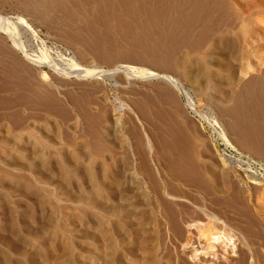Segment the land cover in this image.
I'll return each instance as SVG.
<instances>
[{
  "label": "rangeland",
  "instance_id": "obj_1",
  "mask_svg": "<svg viewBox=\"0 0 264 264\" xmlns=\"http://www.w3.org/2000/svg\"><path fill=\"white\" fill-rule=\"evenodd\" d=\"M212 1L214 2V6L216 5L214 8L216 11L214 10L213 13L211 11H205L207 7L210 8V5L208 4ZM23 2L24 4L22 5ZM233 5V0H0V13L9 16H16L17 14L22 16L26 15L25 17L30 19V24L33 25L38 33L32 34L29 30H25L26 32L24 31V34H21V39L24 41L27 40V43L31 42L29 44L33 46H38L40 40H43L42 42H44V46L50 48L49 50L53 55H55L56 52L64 53L65 48H68L71 51L70 55L73 54L77 65L80 64L79 66H86L89 68H92V65L94 64L102 68H107L114 66L115 64L122 63L135 67L142 66L148 69L159 71L161 73H169L173 78L180 81L184 90L187 91L186 93L180 94L175 88L168 86V84L159 79L146 81L138 77H129L128 80V77L125 76L124 73H117L112 79L109 80L96 77L81 79L75 75L62 77L53 73V71L47 67H42L49 72L50 79H41V95H36V105L37 102L42 101L40 103L42 104L41 115L39 114L35 118L31 117V114L29 113L30 100L27 98V116H25L27 118L20 116L23 113L24 107L22 106L14 107L16 109L19 108L18 115L11 113V110L14 108H10V117L8 116L0 118V251H5L7 255H9L7 260L0 259V264L1 262H3L2 264H6L5 262L8 260L12 264L14 262V264H46L47 262L48 264H102L101 262H103L102 259L105 256V252L101 253L102 250L104 251V247L102 245L103 243L100 233L101 230L104 229L102 227L104 225L102 221V212H99L98 204L100 203H98V201L100 199L98 198L99 200H95L93 197V199L90 198L91 200L84 199V201H82L79 198V191H83L82 189L86 190L88 188L87 185L92 183L91 181L93 180L95 181H93V184L89 186V190L87 189L86 191H90V189L93 190L92 188H94V190L96 188V191L100 190L101 187L100 184L98 185V182L99 179H102L103 173L109 171V173L113 174L115 172L114 170L117 168V161L123 156L122 148H118L112 144L104 143V140L99 138L101 136H110L112 132H115L116 134L119 132L118 136L122 139L127 137L129 134L131 135L132 125L130 124L131 121L129 120V116L133 118L135 124L140 128V125L138 124L137 120H135L132 111L128 110L127 108H120V110L119 107H117L119 106V102H124L136 109L137 107H135V104L137 105V103L141 101L140 103L149 109V116L146 115V119L148 121L150 120L148 132L152 138L155 139L154 143L157 145L156 148L158 152L160 154H166L167 156H170L172 162L175 160L173 162L172 170L167 168L166 172L169 171L170 174L172 173L176 176L185 173L188 175V173H190L189 177L191 178L189 179L192 180L189 181V183L192 186L189 187L191 189V194L188 196L191 199L194 198L193 196L198 195L196 190L198 183H200L199 174L204 173L206 171V167H209L211 168L210 170L214 171L217 175L224 173L227 178L225 179L227 181L230 180L227 182L228 186H230L228 188L230 189L228 190L230 197L234 199L237 197L236 194L240 192V195L244 199V203L250 206V210L253 211V213L256 211L255 207L260 205V210L257 212L259 215H257L256 212L254 214L257 216L259 221H261V227L264 228V198H262L264 195V190H262L264 189V92L262 91V89L264 90V83H262V89L259 87L255 89L251 88L254 85L248 86V81L251 76L264 73V64L259 65L261 62L260 60L264 61V54H260V59L256 60L258 58L246 59V57L244 58L242 56L236 59L235 57L232 58L230 53H228V43L230 40H233V38L237 37L238 34H236V31L239 30L238 27L235 28L233 26L232 28L228 25L230 19L232 18L231 12L235 10V6ZM193 7L197 8L198 10L200 9V19H198V23H193L192 21V16H195V14L192 15V10H194ZM249 11L259 23V28L264 30V0H256L253 4V9ZM200 12L203 14V16L205 15V12H207L204 16L205 18H201L202 15ZM210 14H212V16ZM224 25L226 27H224ZM15 29L17 28L15 27ZM28 32L31 34H28ZM0 34L2 36L3 43L7 41L9 46L7 55L3 52L0 54L1 76L3 79L5 78L4 72L8 75V87H11V85L14 84V81L11 80L10 75L16 76L21 82L20 84L23 85L25 83L23 89L27 90L29 78H24L21 69L19 71L17 61L21 63L24 62L23 65L26 67L29 66L32 68V71L40 72L41 68L33 66L28 61L23 60L22 53L19 51H14L10 47L11 42L9 39L4 34ZM215 34L216 37L218 36L217 40L214 36ZM23 35L25 36V39L23 38ZM227 37L229 41L225 40ZM231 37L232 39H230ZM220 39L222 43L224 41V43H227L225 45L224 43L222 44L219 41ZM243 59L246 60L242 62ZM247 60H250L249 63L251 62L253 69L249 70L248 73L244 75L238 72L236 69L238 66L240 67L241 64H244ZM237 64L238 66H236ZM114 81H117L115 85H113ZM166 87L167 90L169 89V92L163 93V96L162 93L160 95L161 89H166ZM52 91L54 94H51ZM166 94L169 96H166ZM39 96H42L43 99L41 97L42 100H40ZM53 96L55 98H53ZM44 98L46 100H44ZM115 98H118V100ZM37 99L39 101H37ZM47 99L49 101H47ZM189 99L193 102L194 108L215 114L220 126L227 134L230 145L226 142L227 139L224 142L219 137L218 133L206 121L201 120L194 115L188 104ZM58 100L60 105L57 104ZM151 101H153V103ZM62 103H64V105ZM50 104H55L56 106L54 107L55 110H53L51 113L48 112ZM2 106H5V102L4 99L0 98V112H6L7 109L2 108ZM60 106H62L63 109H61L62 107L59 109ZM77 108L79 109L78 112L76 111ZM64 109L65 112L69 113L66 116L65 114L67 113L64 112ZM58 112L59 114L63 115L59 116ZM153 112L154 114L152 115ZM164 116L166 118H164ZM21 122L22 124H20ZM168 123L171 125H168ZM26 124H28V126ZM82 128L85 129L84 132L88 130V134L84 133V135H82L80 133V130L83 131ZM27 132H33V136H42V140H46L45 137L48 136V138H50L49 140H52L55 143H53V146L50 147V143L47 142V145L49 146H47L46 149H43L44 152L37 150V148L35 149L32 144L33 151L32 149H29L31 152L29 155V159L31 160V162L29 160V167L26 165L24 166V156H21L24 155L23 147L21 146L23 145L27 147L25 144H23V142H25L23 135H26L25 133ZM9 136L12 137L9 138ZM33 136H31V139L28 140V146H30V141L33 142L36 138V136L34 138ZM131 136H133V134ZM59 138L61 140H59ZM45 140L43 143L46 144ZM101 141L102 143H100ZM17 145H19V149ZM214 146L216 147V150ZM84 147L85 150L83 149V152L89 153H87V159L83 158L84 156H76L75 153L77 152V149L80 148L82 151V148ZM58 148H60V150H64L65 154L69 155V158L71 157V159L78 164V167H81V169L84 171L87 170V175L89 176H85L87 181L91 180L90 183L82 184L83 182H81L79 179L81 178L82 173L76 169L73 170V165H67L61 161L60 154L58 153L60 150ZM74 148H76L75 151ZM20 149L22 152L21 155L19 154ZM185 150L186 152H184ZM173 151L175 152V155ZM194 151L195 153H193ZM202 155L203 158H201ZM222 155L228 158V160L231 162L230 165L228 164L225 166V164L222 163L220 160ZM17 158L19 160H17ZM47 158L50 160V162L54 163L53 166L57 169V171H54V169L50 167L49 161L46 162ZM78 159H81L82 161L80 162ZM6 161H8L9 164ZM36 161H39L38 164L33 163ZM85 161H87L89 164ZM91 162L93 164H91ZM112 162L115 165L112 164ZM238 162L242 164L241 168L237 167V164L235 165V163ZM60 163H62L63 166ZM66 165L69 167L67 168ZM86 165L89 166L86 167ZM110 165L111 167H109ZM112 165H114V168H112ZM196 165H198V167H196ZM70 166H72V169ZM90 166L91 168H89ZM191 167L192 172H190ZM200 168L204 171L200 170L198 173ZM126 171H124L125 175L123 174L124 176L122 180L127 181L126 175L129 171ZM53 174H55V177L49 180L50 175ZM195 174L197 176H195ZM246 174L252 177L255 176L261 184L259 183L258 185L257 183H251L249 181L250 177L246 178ZM60 176L63 177L61 178ZM195 177L198 178L195 179ZM58 180L61 182V184L58 182ZM71 183L72 185L73 183L74 185L76 184V186L78 184L80 189L78 186V190L77 188L75 189L74 187L76 186L74 185L73 188H69L72 186ZM98 187L100 188L98 189ZM234 188L236 189L237 193ZM72 190L73 192H71ZM215 199L216 198L213 200L212 197L207 196V199L203 202L206 205V208L208 210L210 209L212 212L215 211V213L219 212V215H221L224 219H227L228 217L231 219L232 213H224L222 209L220 210L219 205H216V203H218V199ZM193 200H196V198ZM197 204H199V202H197ZM216 208H219L220 211ZM193 209L194 206L193 208L191 206V210ZM32 213L33 215H36H34L36 218L34 221L29 217V215ZM90 216H94L95 218ZM93 219L95 220L96 225H94ZM99 219L101 223H99L100 221L97 223ZM198 220L204 221V219L201 218H198ZM21 221H23V223H21ZM24 222L26 223L24 224ZM183 224H185V222H181V225L185 229V233H188V229H186L188 227L186 226L185 228V225ZM131 227L133 230H131ZM131 227V234H134L131 235L127 233V235L124 237L125 240L123 239L125 243L122 241V244L121 242L122 245H118L117 247L116 244H120L119 241L114 244L121 250L114 247L113 243L115 242L113 240H115V237L111 234L109 235L111 240L113 239L110 247L113 246L114 249L113 247H111V249L113 251L116 249V254L119 252L123 253L121 256H123L122 258L124 259L122 260L121 258L120 261L122 264H138L137 262H139V260L144 261L147 257L144 256L145 254L140 253L142 249H148V253L150 252L152 255L151 259L155 263L158 261L160 256L163 258L160 259L162 260V264H222L224 261V259L220 257L221 253L219 251L218 254L220 255H218V257H213L214 259H211V257L202 259L201 257L200 261L193 262L190 257L193 252L192 247L183 248L180 246L179 241L174 239L170 241L168 238H166L165 234V239L161 237L159 239L160 243L162 242L161 246L160 244H157L159 248L157 251H159L157 252L154 250L153 252L151 251L153 249H149V247L151 248L152 245L156 247V243L159 242V236L155 239H152L151 241L153 243L150 241V243H148L150 246L147 244V247L142 240L145 236L142 235L139 237L140 234L136 235L135 232L136 226L132 225ZM29 229H32V232L36 231L35 233H37L36 235L38 236L32 237L31 235H28V232L30 231ZM162 229H164L166 233V226H163ZM164 231H162V233ZM9 236L14 237L13 239L9 240ZM19 238L20 240L18 241ZM91 238L93 239L91 240ZM263 239L264 237L259 240L256 238L255 240L253 239L254 241L251 240V242H257V245L255 244L256 246L252 242L251 248L252 250L257 248L259 254L261 255L259 264L264 263ZM260 240H262V242ZM14 241L19 244V247L22 245V248L15 247L12 249L14 246L12 243H15ZM258 241L260 242L258 243ZM136 242L140 243L139 248L142 249H137ZM258 244L261 246L259 247ZM196 245L197 243H195L194 246ZM236 245L237 254L241 255L244 250H247L246 246L239 241L236 242ZM94 246L96 247L93 248ZM132 246L135 247L133 248ZM36 247L42 251H50V248H52V252H50V256L52 258L47 260L45 259L46 261L36 258L32 259V257H34L32 252L30 253L31 255H24L26 253L25 251L28 250L27 253H29ZM13 250H16L17 252ZM151 252H153V254ZM177 252L183 256L185 260H189V263L177 262L175 257ZM95 253L96 255H94ZM155 255L158 256H156L157 260L156 257L154 259ZM50 256H46V258H50ZM99 256H103V258ZM141 256H143L142 260L140 259ZM30 257L32 260H28ZM113 257L111 256V258ZM232 257L233 256H228L229 259ZM111 258L110 264H117V262ZM235 259H237V257L232 258V260H234L233 262H235ZM70 260H73L72 263H70ZM17 261L21 263H18ZM39 261L41 263H39ZM120 262L118 264H121ZM139 264H143V262H140Z\"/></svg>",
  "mask_w": 264,
  "mask_h": 264
},
{
  "label": "bare ground",
  "instance_id": "obj_2",
  "mask_svg": "<svg viewBox=\"0 0 264 264\" xmlns=\"http://www.w3.org/2000/svg\"><path fill=\"white\" fill-rule=\"evenodd\" d=\"M223 1V0H222ZM227 1V0H226ZM234 1V5L235 6V10L233 12H231V16L232 18L230 19V22L228 23L229 27L233 26L236 28L238 27V31H236L237 37L233 38V40L225 39L227 41H229V51L228 53H230L231 57H235L240 58L242 57H246V59L248 58H258L256 60H259L260 54H264V30L260 29L258 26V22L255 19V17H253L250 13L249 10L253 9V4L255 3L256 0H233ZM260 1V0H259ZM165 3V2H164ZM196 4V2H195ZM198 4V3H197ZM224 4V3H223ZM262 4V3H261ZM208 5H210V8L207 7L205 11H211L213 13V11L216 9L214 6V2L212 1L211 3H209ZM196 6V5H193ZM202 6V5H201ZM258 6V5H257ZM199 7V6H196ZM210 10H209V9ZM194 10H192L193 14H195V16L193 17V23L196 22L198 23V19H200L199 17V10L197 8H194ZM205 9V8H204ZM198 10V12H197ZM196 11V12H195ZM255 11V10H253ZM207 12H205L206 15ZM163 14V13H162ZM201 14V12H200ZM202 15V16H201ZM201 18H203V14H201ZM208 15V14H207ZM212 16V14H210ZM218 15V14H217ZM216 15V17H217ZM223 15V14H221ZM163 16V15H162ZM229 16V15H228ZM219 17V16H218ZM230 17V16H229ZM157 18V17H156ZM191 18V17H190ZM205 18V17H204ZM209 19V18H207ZM214 19V18H213ZM211 19V20H213ZM190 20V21H191ZM205 20V19H203ZM215 20V19H214ZM213 20V21H214ZM198 21V22H197ZM202 21V20H201ZM187 22V21H186ZM213 23V22H212ZM236 25V26H235ZM15 27L17 29H15ZM224 27H226L224 25ZM21 28V29H20ZM25 30H29L32 34H36L38 33L35 28L33 27L32 24H30V21L27 17L22 16L20 14H17L16 16H9V15H4L3 13H0V32L4 33L5 36L8 37L9 41L11 42V45L17 49L20 53H22L23 55V59H25L26 61H28L30 64H32L33 66L36 67H40V72L38 73V76L40 77V79L43 80H49L50 79V74L47 70L43 69L42 67H47L48 69L52 70L53 73L60 75L62 77H69L72 75H75L79 78H84V79H88V78H105V79H112L114 77L115 74L117 73H124L125 76L128 77H138L142 80H156L159 79L161 81H163L164 83L168 84V86H172L173 88H175L180 94L182 93H186L187 91L184 90L182 83L180 81H178L177 79L173 78L169 73H161L159 71H155L153 69H148L145 67H135V66H131V65H126V64H122V63H118L115 64L114 66L111 67H107V68H102L98 65H92V68L90 67H86V66H79L77 65L75 58L73 56V54L70 55V50L68 48H65L64 53H57L55 55L52 54V52L49 50L50 48H48L47 46H44V42H42L40 40V43L38 44V46L36 45H31L29 43H27V40L24 41L21 39V34H24ZM220 30V29H219ZM234 30V29H233ZM232 30V31H233ZM221 31V30H220ZM227 31V30H226ZM26 32V31H25ZM28 32V34L30 33ZM217 32V30H216ZM238 32V33H237ZM30 33V34H31ZM215 33V32H214ZM222 35V34H221ZM24 36V35H23ZM30 36V35H29ZM216 37V34L214 35ZM227 36V35H226ZM230 36V35H229ZM232 36V35H231ZM38 37V35H37ZM223 37V35H222ZM235 37V36H234ZM25 39V36L23 37ZM28 38V37H27ZM39 38V37H38ZM209 38V37H208ZM220 38V37H219ZM225 38V36H224ZM218 39V36L216 37V40ZM232 39V37L230 38ZM212 40V38H211ZM31 41V40H30ZM214 41V40H213ZM221 43V39L219 40ZM216 42V41H215ZM219 42V43H220ZM225 42V41H224ZM223 42V43H224ZM222 43V44H223ZM227 43V42H226ZM224 43V45L226 44ZM211 45V44H210ZM214 45V44H213ZM223 46V45H222ZM212 47V45H211ZM212 49V48H211ZM210 51V50H209ZM217 51V50H216ZM212 52V51H210ZM207 53V52H206ZM214 53V52H213ZM227 55V53H226ZM245 59V60H246ZM243 59L242 62L245 61ZM250 61V60H249ZM249 61L247 60L244 64H241L240 67L238 66V64L236 66H238V68L236 69L238 72H240L241 74L246 75L248 73L249 70L253 69V65L251 64V62L249 63ZM254 61V60H253ZM261 62L259 63V65L264 64L263 60H260ZM175 62V61H174ZM217 62V61H216ZM241 62V61H240ZM257 62V61H256ZM14 63V62H13ZM240 64V63H239ZM89 66V65H88ZM26 69V68H25ZM226 70V69H225ZM260 70V69H259ZM23 71V70H21ZM52 73V74H53ZM237 73V72H236ZM28 75V74H27ZM234 75V74H233ZM13 76V75H12ZM213 76V74H212ZM8 77V76H7ZM37 77V76H36ZM126 78V77H125ZM6 79V78H5ZM29 79H31L29 77ZM36 80V79H35ZM38 80V79H37ZM36 80V81H37ZM114 80V79H113ZM112 80V81H113ZM206 80V79H205ZM210 80V79H208ZM214 81V80H213ZM230 81V80H229ZM38 82V81H37ZM109 82V81H108ZM117 81H114L113 85L116 84ZM207 82V81H206ZM212 82V81H211ZM259 82V81H258ZM110 83V82H109ZM231 83V82H230ZM29 84V83H28ZM36 84V82H35ZM45 84V83H44ZM206 84V83H205ZM16 85V84H15ZM38 85V84H36ZM165 85V84H164ZM6 86V85H5ZM14 86V85H13ZM18 86V84H17ZM7 87V86H6ZM37 87V86H36ZM49 87V86H48ZM218 87V86H217ZM20 87H18L19 89ZM27 88V87H26ZM263 88V87H262ZM9 89V88H8ZM11 89V88H10ZM32 89V88H31ZM1 90V89H0ZM29 90V89H28ZM33 90V89H32ZM3 91V90H2ZM1 91V92H2ZM38 91V90H37ZM43 91V90H42ZM30 92V91H29ZM135 92V91H134ZM157 92V91H156ZM169 89L167 90L163 88L161 89L160 95L162 93H168ZM33 95V91L30 92ZM38 93V92H37ZM43 93V92H42ZM45 93V92H44ZM50 93V91H49ZM48 93V94H49ZM54 94V92L52 91L51 94ZM36 94V93H35ZM34 94V95H35ZM28 95V93H27ZM26 95V96H27ZM50 95V94H49ZM48 95V96H49ZM165 95V94H164ZM17 96V95H16ZM15 96V97H16ZM30 96V94H29ZM47 96V93H46ZM52 96V95H51ZM161 96V97H162ZM166 96H169L168 94H166ZM38 97V96H37ZM42 96H39V99H41ZM45 97V96H44ZM165 97V96H164ZM30 100V97H28ZM36 98V97H35ZM46 98V97H45ZM44 98V100H46ZM53 98H55L53 96ZM26 99V98H25ZM34 99V98H33ZM57 99V98H56ZM118 100V98H115ZM161 99V98H160ZM19 100V99H18ZM61 100V99H60ZM141 100V99H140ZM12 101V100H11ZM26 101V100H25ZM24 101V102H25ZM35 101V99H34ZM34 101H32L34 103ZM37 101H39L37 99ZM47 101H49L47 99ZM54 101V100H53ZM154 101V100H153ZM153 101H151L153 103ZM18 102V101H17ZM42 101L37 102L36 105V101H35V108L32 109L31 117L35 118L37 115H41V110L42 107L40 104ZM57 102V101H56ZM69 102V101H68ZM88 102V101H87ZM119 102V101H118ZM141 102V101H140ZM138 102L137 105L135 104V107H137L136 109H134L133 107H131L130 105H127L124 102H119V109H128L130 111H132L135 120H137L138 124L140 125L137 126L135 124V122L133 121V118L129 116V120L131 121V135L133 134V136H131L130 134L125 137V138H120L118 136V133L116 134L115 132L112 134H110V136H99V139L104 140V143H108V144H112L118 148H122L123 149V156L121 157V159H119L117 162V168L116 170H114L115 172L109 173V171H106L105 173H103L102 179H99L98 185L100 184V187H98V189L100 188V190L96 191L97 189L92 188L93 190L90 189V191H86L89 186H91V184H93V181H91L92 183H90V181L86 180V176L87 175V170L84 171L81 169V167H78V164L75 163L71 157L69 158V155L65 154L64 150H60V148H58L57 150L59 151L58 153L60 154V159L64 164L67 165H73V170L76 169L79 172L82 173L81 178H79L81 180V182H83L82 184H87L90 183L88 186V188L82 189L83 191H79V198L80 200L84 201V199H89L90 198L93 199V197L95 198V200H99L98 204L99 205V212H102V221H103V225L102 226L104 229H100L101 230V238H102V245L104 247V251L102 250L101 253L105 252V256L103 258V256H99L101 258H103V262H101L102 264H110V258L111 256L114 259L115 262H117V264L121 261V258L123 256L122 252H119L116 254L117 250L119 249L117 248L118 245H122L124 240H125V236L128 234H131V230H133V228L131 227L132 225L136 226L135 228V232L136 235H139V237H141L142 235L145 236L143 240V243L147 246L148 243H150V241L152 239H155L159 236L158 241L161 238L165 239L168 238V240H176L179 241L180 246L183 248H187V247H192V254H191V260H193V262H197L200 261V258L202 257V259L204 258H209L211 257V259H214L213 257L220 255L218 254V252L220 251L221 253V258L224 259V261L222 262V264H259L260 259H261V255L259 254L258 249L256 248L255 250H252V242L255 240V238L257 240L262 239V237H264V228L261 227V221H259V219L257 218V216L254 214L256 212H259L260 210V205H258V207H255L254 213L253 211H251L250 206L246 205L244 203V199L243 197L240 195V192L237 193L236 189L234 188V190L236 191V198H232L229 196L228 194V189L230 186H228L229 181H227L226 176L224 175V173L217 175L214 171L210 170L211 168L206 167V171L204 173H202V171H204L203 169H199L198 173L201 171L202 174H199L200 176V183H198V187L196 192L198 193L197 196H193L194 198H196V200L191 199L188 195H190V191L191 189L189 187H191L192 185L189 183V181H191L192 179H189L191 177H189L188 175L185 174H180V175H173L172 173L170 174L169 171L166 172V169H170L172 170L173 168V162L175 160H173V162L171 161V157L167 156L166 154H160L156 148L157 145H155L154 143V138H152V136L149 134L148 132V125H149V121L146 119V115H148L149 113V109L146 106H143L142 103ZM156 102V101H155ZM15 103V102H14ZM49 103V102H48ZM165 103V102H164ZM25 104V103H24ZM46 104V103H45ZM58 105H60L59 100H58ZM56 104V105H57ZM64 105V103H62ZM188 104L190 106V108L192 109V112L194 113V115L196 117H198L201 120L206 121L219 135V137L225 142V140L227 139V143L230 145V142L228 141L229 139L227 138V134L226 132L223 130V128L220 126V123L218 121V119L216 118L215 114L213 113H208L202 110H198L196 108H194L193 106V102L189 99L188 100ZM43 105H44V101H43ZM48 105V104H47ZM46 105V106H47ZM57 105V106H58ZM239 105V104H238ZM33 106V105H31ZM34 107V106H33ZM55 104H50L49 108H48V112L51 113L53 112ZM62 106L59 107V109ZM85 107V106H84ZM116 107V109H117ZM149 107V106H148ZM170 107V106H169ZM71 108V107H70ZM164 108V107H163ZM31 109V108H30ZM44 109V108H43ZM58 109V108H57ZM63 109V107L61 108ZM69 109V108H67ZM76 109V108H75ZM157 109V107H156ZM78 108H77V112H78ZM121 110V109H120ZM153 111H155L154 109H152ZM244 110V109H243ZM258 110V109H257ZM63 111V110H61ZM70 111V110H69ZM158 111V109H157ZM246 111V110H245ZM57 112V111H56ZM65 112V109H64ZM161 112V111H160ZM67 113V112H65ZM82 113V112H81ZM156 113V112H155ZM17 114V113H16ZM27 114V113H26ZM59 114V112H58ZM69 113L65 114L68 115ZM71 114V113H70ZM74 114V113H73ZM154 114V112L152 113V115ZM160 114V113H159ZM158 114V115H159ZM171 114V113H170ZM242 114V113H241ZM43 115V114H42ZM61 114H59L60 116ZM63 115V114H62ZM61 115V116H62ZM163 115V114H162ZM262 115V114H261ZM27 116V115H25ZM58 116V115H57ZM86 116V115H85ZM258 116V115H257ZM30 117V116H29ZM40 117V116H39ZM174 117V116H172ZM235 117V116H234ZM255 117V116H254ZM27 118V117H25ZM38 118V117H37ZM164 118H166L164 116ZM170 118V117H168ZM176 118V117H175ZM259 118V117H258ZM23 119V118H22ZM25 120V119H24ZM162 120V119H161ZM160 120V121H161ZM32 121V120H31ZM30 121V122H31ZM35 121V120H34ZM76 121V120H75ZM129 121V122H130ZM52 122V120H51ZM78 122V121H77ZM134 122V123H133ZM162 122V121H161ZM167 122V121H166ZM175 122V121H174ZM179 122V121H178ZM186 122V121H185ZM190 122V121H189ZM29 123V121H28ZM34 123V122H33ZM67 123V122H65ZM151 123V122H150ZM155 123V122H154ZM22 124V122L20 123ZM25 124V123H24ZM45 124V123H44ZM164 124V122H163ZM28 126V124H26ZM34 125V124H33ZM168 125H171L168 123ZM167 125V126H168ZM187 125V124H186ZM26 126V127H27ZM159 126V124H158ZM157 126V127H158ZM174 126V125H173ZM32 127V126H31ZM36 127V126H35ZM162 127V126H161ZM180 127V125H179ZM95 128V127H94ZM160 128V127H159ZM244 128V127H243ZM7 129V128H6ZM40 129V128H39ZM75 129V128H74ZM82 130H80V133L82 135H84V133L86 134L87 131L84 132V128H82ZM30 130V129H29ZM64 130V129H63ZM115 130V129H114ZM128 130V129H127ZM169 130V129H168ZM7 131V130H6ZM43 131V130H42ZM117 131V130H116ZM35 132V131H34ZM55 132V131H54ZM69 132V131H68ZM76 132V131H75ZM79 132V131H78ZM179 132V131H178ZM45 133V132H44ZM47 133V132H46ZM60 133V132H59ZM151 133V132H150ZM165 133V132H164ZM176 133V132H175ZM26 135H23L21 137L24 138L23 144H25L27 147L25 146H21L23 147V153L24 155H21V149L19 154L21 156H24V161L25 164L24 166H28L29 164V155H30V150L32 149V144L33 147L39 151H43V149H46L47 146L50 145V147L53 146L54 141L49 140L50 138H48V136H46L45 134V143L44 140L41 139L40 136H33V132H27L25 133ZM29 134V135H28ZM49 134V132H48ZM65 134V133H64ZM75 134V133H74ZM88 134V133H87ZM167 134V133H166ZM180 134V133H179ZM12 135V134H11ZM15 135V134H14ZM50 135V134H49ZM78 135V134H76ZM112 135V136H111ZM185 135V134H184ZM29 136V137H27ZM33 136V138L36 136V138L34 139L33 142L30 141V146L28 143V140L31 139L30 137ZM62 136V135H61ZM75 136V135H74ZM73 136V137H74ZM87 136V135H85ZM90 136V135H89ZM177 136V135H175ZM182 136V135H181ZM180 136V137H181ZM12 136H9V138ZM82 137V136H81ZM80 137V138H81ZM165 137V136H164ZM189 137V136H187ZM5 138V137H4ZM52 138V137H51ZM62 138V137H60ZM59 138V140H61ZM78 138V137H76ZM175 138V137H173ZM179 138V137H177ZM201 138V137H200ZM17 139V138H16ZM27 139V140H26ZM86 139V138H85ZM162 139V138H161ZM13 140V139H12ZM42 140V141H41ZM55 140V139H53ZM67 140V139H66ZM84 140V138H83ZM174 140V139H173ZM172 140V141H173ZM184 140V138H183ZM190 140V138H189ZM188 140V141H189ZM56 141V140H55ZM77 141V140H76ZM161 141V140H160ZM177 141V140H175ZM192 141V140H191ZM47 142H49L50 144L47 145ZM64 142V141H63ZM167 142V141H165ZM3 143V142H2ZM20 143V142H19ZM59 143V142H58ZM61 143V142H60ZM102 143V141L100 142ZM99 143V144H100ZM14 144V143H13ZM43 144V145H40ZM55 144V143H54ZM64 144V143H63ZM75 144V143H74ZM57 145V144H56ZM60 145V144H59ZM79 145V144H77ZM84 145V144H83ZM101 145V144H100ZM169 145V144H167ZM177 145V144H176ZM183 145V144H182ZM188 145V144H187ZM198 145V144H197ZM261 145V144H260ZM92 146V145H91ZM90 146V147H91ZM196 146V145H195ZM212 146V145H211ZM14 147V146H13ZM18 149H19V145H17ZM73 147V146H72ZM87 147V146H86ZM103 147V146H102ZM106 147V146H105ZM112 147V146H111ZM177 147V146H176ZM175 147V148H176ZM180 147V146H179ZM187 147V146H186ZM68 148V147H67ZM108 148V147H107ZM167 148V147H166ZM215 150L216 147L214 146ZM10 149V148H9ZM34 149V150H35ZM64 149V148H63ZM66 149V148H65ZM76 148H74L75 151ZM85 150V147L82 148V151L79 149H77L75 152L76 156L80 155V156H84L83 158L87 159V153L83 152ZM105 149V148H104ZM117 149V148H116ZM180 149V148H179ZM178 149V150H179ZM182 149V148H181ZM1 150V149H0ZM3 150V149H2ZM173 150V149H172ZM19 151V150H18ZM33 151V149H32ZM52 151V150H51ZM88 151V149H87ZM171 151V150H170ZM177 151V150H176ZM181 151V150H180ZM190 151V150H189ZM16 152V151H15ZM55 152V151H54ZM111 152V151H110ZM169 152V151H168ZM174 152V151H173ZM171 152V153H173ZM178 152V151H177ZM176 152V153H177ZM186 152V150L184 151ZM198 152V151H197ZM18 153V152H16ZM50 153V152H48ZM73 153V152H72ZM74 153V154H75ZM104 153V152H103ZM180 153V152H179ZM178 153V154H179ZM182 153V152H181ZM195 153V151L193 152ZM39 154V153H38ZM43 154V153H41ZM56 154V153H55ZM89 154V153H88ZM177 154V155H178ZM184 154V153H182ZM187 154V153H186ZM18 155V154H17ZM175 155V152H174ZM201 155V154H200ZM199 155V156H200ZM206 155V154H205ZM219 155V154H218ZM44 156V155H43ZM72 156V155H71ZM187 156V155H186ZM185 156V157H186ZM191 156V155H190ZM207 156V155H206ZM31 157V156H30ZM51 157V156H50ZM74 157V156H72ZM80 157V158H82ZM111 157V156H110ZM188 157V156H187ZM220 157V156H219ZM21 158V157H20ZM32 158V157H31ZM34 158V157H33ZM178 158V157H177ZM190 158V157H189ZM193 158V156H192ZM200 158V157H199ZM203 158V155L202 157ZM209 158V157H208ZM23 159V158H22ZM50 159V158H49ZM114 159V158H113ZM197 159V158H196ZM17 160H19L17 158ZM80 162L82 161L81 159ZM85 160V159H84ZM92 160V159H91ZM189 160V159H188ZM199 160V159H198ZM205 160V159H204ZM220 160L222 161L223 164H225V166H227L228 164L230 165L231 162L228 160L227 157H225L224 155H222L220 157ZM10 161V160H9ZM49 161V165L50 167H52L54 169V171H57L56 168H54L52 162ZM52 161V160H51ZM56 161V160H55ZM73 161V162H72ZM88 161V160H87ZM85 161V162H87ZM193 161V159H192ZM8 162V161H6ZM16 162V161H15ZM31 162V160H30ZM39 161L33 162L35 164H38ZM45 162V161H44ZM60 162V160H59ZM90 162V161H88ZM87 162V163H88ZM94 162V160H93ZM182 162V161H181ZM195 162V161H194ZM203 162V161H201ZM12 163V161H11ZM56 163V162H55ZM97 163V162H96ZM197 163V162H196ZM195 163V164H196ZM7 164V163H6ZM9 164V162H8ZM15 164V163H14ZM34 164V165H35ZM62 166L63 164L60 163ZM86 164V163H85ZM89 164V163H88ZM91 164H93L91 162ZM90 164V165H91ZM110 164V163H107ZM112 164H114L112 162ZM175 164V163H174ZM204 164V163H203ZM237 164V167L241 168L242 164L240 162L235 163V165ZM18 165V164H17ZM23 165V164H22ZM31 165V164H30ZM40 165V164H39ZM60 165V166H61ZM66 165V167H67ZM95 165V164H94ZM97 165V164H96ZM115 165V164H114ZM114 165H112L114 168ZM202 165V163H201ZM37 166V165H36ZM59 166V168H60ZM83 166V165H82ZM89 166V165H88ZM86 165V167H88ZM98 166V165H97ZM180 166V165H179ZM191 166V164H190ZM203 166V165H202ZM217 166V165H216ZM222 166V165H221ZM29 167V166H28ZM69 167V166H68ZM67 167V168H68ZM85 167V166H84ZM85 167V169H86ZM95 167V166H94ZM111 167V165L109 166ZM107 167V168H109ZM196 167H198V165H196ZM211 167V166H210ZM26 168V167H24ZM32 168V167H31ZM70 168L72 169V166H70ZM69 168V169H70ZM91 168V166L89 167ZM216 168V167H215ZM56 169V170H55ZM70 169V170H71ZM127 171H126V170ZM194 169V168H193ZM244 169V168H243ZM44 170V169H43ZM66 170V169H65ZM90 170V169H89ZM174 170V169H173ZM180 170V169H179ZM187 170V169H186ZM192 172V167L190 169ZM195 170V169H194ZM197 170V169H196ZM53 171V170H52ZM53 171V173H54ZM124 171L128 172L126 177H127V181L126 180H122L123 176L125 175ZM226 171V170H223ZM33 172V171H32ZM185 172V171H183ZM196 172V171H195ZM228 172V171H227ZM226 172V173H227ZM40 173V172H39ZM50 173V172H49ZM52 173V172H51ZM93 174V173H92ZM124 174V175H123ZM197 174V172H196ZM195 174V176H197ZM57 175V174H56ZM81 175V174H80ZM96 175V174H95ZM246 178L250 177L249 181L251 183H257L259 185V180L256 179L255 176H250L248 174H246ZM59 176V175H58ZM57 176V177H58ZM64 176V175H63ZM62 176V177H63ZM77 176V174H76ZM89 176V175H87ZM97 176V175H96ZM100 176V175H99ZM98 176V177H99ZM120 176V177H119ZM141 176V177H138ZM53 177H55V174L50 175L49 180H51ZM61 177V176H60ZM61 177V178H62ZM91 177V176H90ZM193 177V176H192ZM232 177V176H231ZM230 177V178H231ZM92 178V177H91ZM94 178V177H93ZM194 178V177H193ZM198 177H195V179ZM226 178V179H225ZM42 179V178H41ZM59 179V178H58ZM68 179V178H66ZM63 180V179H62ZM198 180V179H197ZM196 180V181H197ZM61 181V179H60ZM58 180V182L61 184ZM194 181V180H193ZM41 182V181H40ZM49 182V181H48ZM78 182V181H77ZM195 182V181H194ZM262 182V181H261ZM67 183V182H66ZM80 183V182H79ZM196 183V182H195ZM234 183V182H233ZM58 184V183H57ZM79 184V185H82ZM261 184V183H260ZM70 185V184H69ZM72 185V183H71ZM74 185V183H73ZM73 185L70 186L69 188H73ZM230 185V183H229ZM54 186V185H53ZM68 186V185H67ZM76 186V184L74 185ZM78 186V184H77ZM74 187L75 189L77 188ZM85 186V185H83ZM82 186V187H83ZM95 186V185H94ZM233 186V185H232ZM263 186V185H262ZM58 187V185H57ZM61 187V186H60ZM59 187V188H60ZM63 187V185H62ZM237 187V186H236ZM25 188V187H24ZM54 188V187H53ZM78 188L80 189V187L78 186ZM77 188V190H78ZM65 189V188H64ZM67 189V188H66ZM26 190V189H25ZM63 190V189H62ZM89 190V189H88ZM238 190V189H237ZM264 190V189H262ZM24 191V190H23ZM57 191V190H56ZM66 191V190H65ZM9 192V191H8ZM62 192V191H61ZM70 192V191H69ZM73 192V190L71 191ZM233 192V191H232ZM258 192V191H257ZM68 193V192H67ZM66 193V194H67ZM51 194V193H49ZM48 194V195H49ZM69 194V193H68ZM71 194V193H70ZM243 194V193H242ZM257 194V193H256ZM264 194V193H263ZM58 195V194H57ZM234 195V193H233ZM235 195V196H236ZM207 196L212 197V199L214 200V198L218 199V203H216V205L218 204L220 207V210L222 209L223 212H231L232 214V218L230 219V217H228L227 219L222 218L221 215H219L220 213L217 212L215 213V211H210V209L208 210L206 208V205L203 203L204 200L207 199ZM255 196V195H254ZM264 196V195H263ZM262 196V198H264ZM245 197V196H244ZM78 198V197H77ZM99 198V199H98ZM246 198V197H245ZM260 198V197H259ZM3 199V198H2ZM57 199V196H56ZM211 199V198H210ZM215 199V200H216ZM9 200V199H8ZM198 200V201H197ZM262 200V199H261ZM78 201V200H77ZM260 201V200H259ZM264 201V199H263ZM3 202V201H2ZM1 202V203H2ZM87 202V201H86ZM197 202H199V204H197ZM5 203V202H4ZM27 203V202H26ZM96 203V202H95ZM193 204V205H190ZM214 204V203H213ZM248 204V203H247ZM264 204V203H263ZM262 204V205H263ZM3 205V203H2ZM5 205V204H4ZM190 205V206H189ZM152 206V207H150ZM191 206L194 209L191 210ZM257 206V205H256ZM264 206V205H263ZM5 207V206H4ZM18 207V206H17ZM54 208V207H53ZM98 208V206H97ZM198 209V210H197ZM217 209V208H216ZM219 210V208L217 209ZM219 210V211H220ZM253 210V209H252ZM82 212V211H81ZM27 213V212H26ZM35 213V212H33ZM33 213L31 215H29L30 219H32L33 221L36 219L35 216L33 215ZM2 214V213H1ZM228 214V213H227ZM24 215V214H23ZM26 215V214H25ZM100 215V214H99ZM224 215V214H223ZM259 215V213L257 214ZM15 216V215H14ZM262 216V215H261ZM28 217V216H26ZM89 217V216H88ZM92 217V216H90ZM115 217V218H113ZM259 217V216H258ZM18 218V217H17ZM22 218V217H21ZM92 218H95L94 216ZM191 218V219H190ZM198 218L200 219H204V221L202 220H198ZM226 218V216H225ZM12 219V218H11ZM20 219V217H19ZM27 219V218H26ZM98 219V218H96ZM100 219L97 221V223L100 221ZM263 219V218H262ZM18 220V219H17ZM21 220V219H20ZM73 220V219H72ZM77 220V219H76ZM79 220V218H78ZM3 221V219H2ZM16 221V220H15ZM94 221V225H96L95 220ZM189 221V222H187ZM181 222H185V228L186 226L188 228L187 231L188 233H185V229L183 228V226L181 225ZM20 223V222H19ZM18 223V224H19ZM21 223H23V221H21ZM20 223V225H21ZM26 222H24L25 224ZM101 223V221L99 222ZM153 223V225H152ZM17 224V225H18ZM23 226V225H22ZM100 226V224H99ZM166 226V233L164 231V229H162V227ZM29 227V226H28ZM130 227L132 228L130 230ZM247 227V230H246ZM20 228V226H19ZM35 228V227H34ZM40 229V228H39ZM30 230V231H29ZM28 235H31L32 237H36L38 235H36L37 233H35L36 231H31L32 229H29ZM38 230V228H37ZM162 231H164L162 233ZM91 232V231H90ZM134 232V231H133ZM93 233V232H92ZM91 233V234H92ZM16 234V233H15ZM14 234V235H15ZM113 235L115 238V240H113L116 244V242L119 241L120 244H116L114 245V247H116V249L113 251L110 247L111 242H113L111 240V238L109 237V235ZM134 234V233H132ZM131 234V235H132ZM165 234V236H164ZM89 235V234H88ZM16 236V235H15ZM90 236V235H89ZM2 237V236H1ZM4 237V236H3ZM7 237V236H6ZM10 239H13L12 236H9ZM12 237V238H11ZM24 237V236H23ZM22 237V238H23ZM54 237V236H53ZM112 237V236H111ZM133 238V237H132ZM137 238V236H136ZM26 239V238H25ZM93 238H91L92 240ZM124 239V240H123ZM254 239V240H253ZM3 240V239H2ZM20 240V238L18 239V241ZM72 240V239H71ZM135 240V238H134ZM138 240V239H137ZM136 240V241H137ZM251 240H253L251 242ZM264 240V239H263ZM5 241V240H4ZM7 241V240H6ZM81 241V240H80ZM123 241V242H122ZM156 241V240H155ZM239 241L241 243H243V245L246 246L247 250L243 253L237 254V245L236 242ZM262 242V240H260ZM258 241V243L260 242ZM15 243H12L14 246L13 248H18L19 244L14 241ZM122 242V244H121ZM152 242V241H151ZM157 242V241H156ZM166 242V241H165ZM164 242V243H165ZM264 242V241H263ZM22 243V242H21ZM24 243V241H23ZM30 243V242H29ZM125 243V242H124ZM129 243V242H128ZM127 243V244H128ZM153 243V242H152ZM162 243V242H161ZM160 241L156 243V247L152 245V247L149 249H153L151 251L154 252L157 251L158 246L157 244H160ZM195 243H197L196 246ZM254 245L257 243L253 242ZM5 244V243H4ZM84 244V243H83ZM139 242H136V247L137 249H142L139 248ZM142 244V243H141ZM263 244V243H262ZM8 245V244H7ZM21 245V244H20ZM35 245V244H34ZM87 245V244H86ZM93 245V244H92ZM126 245V244H125ZM132 245V244H131ZM135 245V243H134ZM149 245V244H148ZM163 245V244H162ZM257 245V244H256ZM255 245V246H256ZM10 246V244H9ZM26 246V245H23ZM88 246V245H87ZM141 246V245H140ZM150 246V245H149ZM159 246V247H160ZM259 246V244H258ZM261 246V245H260ZM259 246V247H260ZM7 247V246H6ZM96 246H94L93 248H95ZM102 247V246H101ZM113 247V249H114ZM123 247V246H122ZM133 247V246H132ZM131 247V248H132ZM135 247V246H134ZM133 247V248H134ZM148 247V246H147ZM9 248V247H8ZM22 248V245L21 247ZM25 248V247H23ZM168 248V247H167ZM263 248V246H262ZM6 249V248H5ZM26 249V248H25ZM29 249V248H28ZM47 249V248H46ZM52 248H50L49 250H40L37 247L35 249H33L32 251H30L29 253H27V251H25L26 253L24 254L26 256V254H30L32 252V255H34V257H32V259L36 258V259H42L44 261H46L47 259H51L52 257L50 256L52 252L51 251ZM54 249V248H53ZM73 249V248H72ZM128 249V248H127ZM178 249V248H177ZM245 249V248H244ZM254 249V246H253ZM7 250V249H6ZM31 250V249H30ZM92 250V249H91ZM90 250V251H91ZM121 250V249H119ZM124 250V248H123ZM143 250V252H142ZM140 251L141 254H145L144 256L147 257L144 261H140L137 262L138 264L140 262H143V264H162V260L163 259L160 258L158 259V261L155 263L151 257L152 255L150 254V252L148 253V249H142ZM4 251V250H3ZM16 251V250H13ZM55 251V249H54ZM86 251V250H85ZM112 251V252H111ZM159 251V250H158ZM157 251V252H158ZM178 251V250H177ZM17 252V251H16ZM43 252V253H42ZM89 252V251H88ZM87 252V253H88ZM153 252H151L153 254ZM155 252V253H157ZM176 252V251H175ZM24 253V252H23ZM22 253V254H23ZM50 253V254H47ZM97 253V252H96ZM96 253L94 255H96ZM122 253V254H120ZM139 253V254H140ZM240 253V252H239ZM19 254V253H18ZM21 254V253H20ZM43 254V255H42ZM47 254V255H46ZM90 254V253H89ZM93 254V253H92ZM98 254V253H97ZM112 254V255H111ZM128 254V253H127ZM31 255V254H30ZM29 255V256H30ZM61 255V254H60ZM76 255V254H75ZM88 255V254H87ZM129 255V254H128ZM134 255V254H133ZM138 255V254H136ZM158 255V254H157ZM154 256L155 257L157 256ZM171 255V254H170ZM233 256V257H237V259H235V262H233L234 260L229 259L228 256ZM16 256V255H15ZM18 256V255H17ZM23 256V255H22ZM46 256H50V258H46ZM98 256V255H97ZM96 256V257H97ZM131 256V255H130ZM9 257V255H7V253L4 251H0V259L2 260H7ZM31 257L28 259L30 260ZM78 257V256H77ZM90 257V256H89ZM98 257V258H99ZM158 257V256H157ZM156 257V260H157ZM177 262L181 263V262H188L187 260H185L183 258V256H181L178 252L175 255ZM189 257V258H190ZM263 257V255H262ZM28 258V256H27ZM81 258V257H80ZM100 258V259H101ZM140 258V257H139ZM143 256H141V260H142ZM167 258V257H166ZM264 258V257H263ZM12 259V258H10ZM19 259V258H18ZM31 259V260H32ZM46 259V260H45ZM65 259V258H64ZM71 259V258H68ZM67 259V260H68ZM76 259V258H75ZM86 259V258H84ZM124 258H122L123 260ZM170 259V258H169ZM219 259V258H218ZM1 260V261H2ZM17 260V259H16ZM41 260V261H42ZM80 260V259H79ZM87 260V259H86ZM91 260V259H90ZM127 260V259H126ZM160 260V261H159ZM264 260V259H263ZM11 261V260H10ZM13 261V260H12ZM23 261V260H22ZM26 261V260H25ZM49 261V260H48ZM71 261V260H70ZM73 261V260H72ZM72 261L70 263H72ZM92 261V260H91ZM94 261V260H93ZM112 261V260H111ZM125 261V260H124ZM128 261V260H127ZM14 262V261H13ZM18 262V261H17ZM33 262V261H32ZM38 262V260H37ZM113 262V261H112ZM114 262V263H115ZM132 262V261H131ZM191 262V261H190ZM262 262V261H261ZM3 262H1L2 264ZM6 264H12L9 262V260L7 262H5ZM15 263V262H14ZM13 263V264H14ZM21 263V262H18ZM25 263V262H24ZM27 263V262H26ZM35 263V260H34ZM39 263H41L39 261ZM52 263V262H51ZM54 263V262H53ZM121 263V262H120ZM189 263V262H188ZM212 263V261H211ZM17 264V263H16ZM29 264H33V263H29ZM37 264V263H36ZM45 264V263H43ZM48 264V262L46 263ZM122 264V263H121ZM124 264V263H123ZM134 264V263H133ZM183 264V263H181ZM191 264V263H190ZM210 264V263H208ZM264 264V263H263Z\"/></svg>",
  "mask_w": 264,
  "mask_h": 264
},
{
  "label": "crops",
  "instance_id": "obj_3",
  "mask_svg": "<svg viewBox=\"0 0 264 264\" xmlns=\"http://www.w3.org/2000/svg\"><path fill=\"white\" fill-rule=\"evenodd\" d=\"M24 4V2L22 3V5ZM22 14V13H21ZM24 15V14H23ZM26 16V15H25ZM30 20V19H29ZM0 33H2V32H0ZM2 34H4V33H2ZM5 35V34H4ZM7 37V36H6ZM8 38V37H7ZM10 47L14 50V51H18L17 49H15L12 45H10ZM8 48H9V46H8V44H7V41L5 42V43H3V40H2V36H1V34H0V54H2V52L4 53V54H8ZM24 58V57H23ZM23 60H25V59H23ZM23 63L24 62H18L17 61V65H18V69H19V71H20V69L21 70H23L22 72V74H23V76H24V78L25 77H30L31 79H29V81H28V83L29 84H27L28 85V89L27 90H24L23 89V86H24V84L22 85V84H20L21 82L18 80V78L16 77V76H11L10 75V78H11V80L12 81H14V84H12L11 85V87H8L9 86V83H8V81H9V77H7L8 75L4 72V75H5V80L2 78V76H1V70H0V98H2V99H4V102H5V106H2V108H6L7 109V111L6 112H3V113H1L0 112V118H3V117H10V115H11V113H14V114H16V115H18V110H19V108H14V107H16V106H22V107H24L23 108V113L20 115L21 117H24L25 118V115H26V109H27V106H26V101L25 100H27V98L28 97H30V104H29V109H30V111H29V113H31L32 112V109H34L35 108V101H34V99H36L35 97H36V95H41V79H40V77L38 76V73L39 72H36V71H32V68H30L29 66L28 67H26V66H24L23 65ZM17 67V66H16ZM26 68V69H25ZM28 74V75H27ZM36 76H37V78H36ZM38 81H36V80ZM259 81V82H258ZM35 82H36V84H38V85H36L35 84ZM262 83H264V73L263 74H257V75H253V76H251L250 77V79H249V81H248V86H253V87H251V88H253V89H255V88H261L262 89ZM16 84V85H15ZM17 84H18V86H17ZM7 87H6V86ZM14 85V86H13ZM37 86V87H36ZM18 87H20L19 89H18ZM9 88V89H8ZM11 88V89H10ZM33 90H32V89ZM3 90V91H2ZM38 90V91H37ZM2 91V92H1ZM32 92L33 91V95L30 93V92ZM262 91L264 92V90L262 89ZM38 92V93H37ZM27 93H28V95H27ZM36 93V94H35ZM29 94H30V96H29ZM35 94V95H34ZM17 95V96H16ZM27 95V96H26ZM16 96V97H15ZM26 98V99H25ZM34 98V99H33ZM19 99V100H18ZM29 99V98H28ZM12 100V101H11ZM18 101V102H17ZM25 101V102H24ZM32 101H34V103L32 102ZM15 102V103H14ZM25 103V104H24ZM31 105H33V106H31ZM10 108H14V109H12L11 110V113L9 112V109Z\"/></svg>",
  "mask_w": 264,
  "mask_h": 264
}]
</instances>
